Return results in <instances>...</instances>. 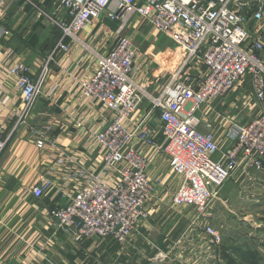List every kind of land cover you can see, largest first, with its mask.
I'll return each mask as SVG.
<instances>
[{
    "label": "built area",
    "instance_id": "obj_1",
    "mask_svg": "<svg viewBox=\"0 0 264 264\" xmlns=\"http://www.w3.org/2000/svg\"><path fill=\"white\" fill-rule=\"evenodd\" d=\"M16 1L0 0V16ZM22 1L32 4L39 17L62 32L36 78L17 52L10 50L0 59L1 84L14 78L18 91V98L11 104L21 100L10 115L11 120H16L13 130L27 126L40 148L47 146V141L54 149L60 143L57 137L47 138L50 126L38 129L29 123L48 81L50 64L56 62L59 51L69 53L78 45L83 48L80 60L90 54L93 49L80 33L95 20L138 14L176 43L177 62L154 94L148 90L150 78L143 84L135 76L140 50L130 37L118 35L107 53H94L93 70L78 83V88L87 102L107 108L110 118L95 128L91 141L92 147L99 149L103 166L88 172L85 182L76 180L73 191L63 193L68 202L53 212L57 228L71 239L80 242L85 238L112 237L121 245L129 242L140 223L149 218L158 184H164V178L154 181L149 176L155 154L165 156L180 178L173 204L192 206L199 214L206 213L218 190L241 166H262L264 0H257L252 14L245 10L249 2L244 0H43L50 3L51 9L36 0ZM146 60L151 59L145 56L141 64ZM247 79L259 113L238 123L226 117L233 126L227 130L230 145L221 150L204 110L233 93ZM9 98L0 103L6 104ZM218 106H213L215 120L222 115ZM77 124L83 126L82 121ZM159 133L162 142L157 139ZM8 141L0 129V153ZM56 161L67 169L76 165L74 157L64 150L58 152ZM80 171L72 177L78 178ZM52 173L43 174L33 186L34 196L42 197L53 188ZM205 232L212 243L220 242L215 228L206 225Z\"/></svg>",
    "mask_w": 264,
    "mask_h": 264
},
{
    "label": "crops",
    "instance_id": "obj_2",
    "mask_svg": "<svg viewBox=\"0 0 264 264\" xmlns=\"http://www.w3.org/2000/svg\"><path fill=\"white\" fill-rule=\"evenodd\" d=\"M36 1L51 9L50 3ZM156 31L138 14H126L116 20L102 16L80 33L93 49L90 54L80 60L83 48L79 45L72 52L57 53L44 91L29 116L31 126H50L46 135L49 139L58 138L56 149L50 147L49 141L44 148L38 147L36 137L25 125L13 130L16 120H11L10 115L19 108L21 100L11 104L18 98L15 80L9 78L1 84L0 71V101L10 97L6 104L0 103V129L3 138L9 140L0 153V264H188L184 260L192 253L199 255L193 263L213 264V243L204 227L209 224L200 219L213 216V203L204 216L192 206H175L172 199L180 178L162 154L153 157L149 176L154 181L164 178V184H158L150 202L149 218L140 223L127 244L121 245L112 237L76 242L57 228L53 217V212L69 200L63 193L72 192L76 180L85 182L88 172L103 166L99 149L92 147L91 141L95 128L109 121L110 111L87 102L78 88V83L93 70L94 53H107L118 35L130 37L140 50L135 76L143 84L150 78L148 90L157 93L169 78L168 70L174 68L178 53L176 43ZM61 37L58 26L39 17L32 4L18 0L0 16V59L10 50L17 52L36 78ZM170 53L172 56L165 62L159 57L166 58ZM145 56L151 60L142 65ZM201 71L204 73V66ZM79 121L83 126H78ZM157 139L163 141L161 133ZM226 144L227 149L230 141L225 140ZM60 150L72 155L76 165L70 169L59 166L56 156ZM79 170L82 171L78 178H73ZM48 171L53 172V188L42 197L34 196L31 189ZM247 175L243 165L233 177Z\"/></svg>",
    "mask_w": 264,
    "mask_h": 264
},
{
    "label": "rangeland",
    "instance_id": "obj_3",
    "mask_svg": "<svg viewBox=\"0 0 264 264\" xmlns=\"http://www.w3.org/2000/svg\"><path fill=\"white\" fill-rule=\"evenodd\" d=\"M247 1L249 4L245 10L252 14L258 2L257 0H244V2ZM45 4L48 5L47 2ZM161 39L165 40L166 38ZM171 56L172 53L166 58L165 55L159 57L164 58L163 62H165ZM252 94V87L247 79L233 94L222 98L221 101L217 100L219 104L217 111L222 115L218 116L216 120L214 119L216 113L213 111V106L216 105H213L212 102L206 106L204 112L207 114L209 124L214 127L218 135L217 138L219 137L221 140V150L226 149L225 140L226 143L230 141L227 137V130L229 131L233 126L231 121L244 122L258 115L259 110H257V104L254 102ZM226 117H230L231 121L227 122ZM247 171L249 175L245 178L238 177L239 175L234 178L232 175L218 190L210 203H213V216L200 218L203 220L202 222L215 228L221 238L220 242L213 243V264L221 263L219 248H223V246L229 249L235 246L246 247L258 250L264 256V165L258 168L256 166L248 167ZM207 212H210V205ZM153 255L154 253L151 257ZM198 257L197 253H192L186 255L184 261L188 264H195L193 262Z\"/></svg>",
    "mask_w": 264,
    "mask_h": 264
},
{
    "label": "trees",
    "instance_id": "obj_4",
    "mask_svg": "<svg viewBox=\"0 0 264 264\" xmlns=\"http://www.w3.org/2000/svg\"><path fill=\"white\" fill-rule=\"evenodd\" d=\"M219 255L220 264H264V256L258 250L246 247L235 246L229 249L223 246V248H219Z\"/></svg>",
    "mask_w": 264,
    "mask_h": 264
}]
</instances>
